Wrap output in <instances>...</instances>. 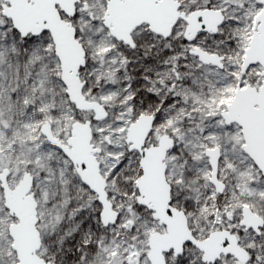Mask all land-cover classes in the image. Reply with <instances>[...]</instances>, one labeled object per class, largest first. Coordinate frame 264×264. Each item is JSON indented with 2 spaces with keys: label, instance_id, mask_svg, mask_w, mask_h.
<instances>
[{
  "label": "snow or ice",
  "instance_id": "1",
  "mask_svg": "<svg viewBox=\"0 0 264 264\" xmlns=\"http://www.w3.org/2000/svg\"><path fill=\"white\" fill-rule=\"evenodd\" d=\"M0 264H264V0H0Z\"/></svg>",
  "mask_w": 264,
  "mask_h": 264
}]
</instances>
